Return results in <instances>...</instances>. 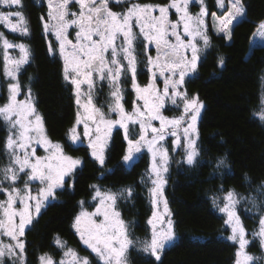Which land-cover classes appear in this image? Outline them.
<instances>
[{
  "label": "snow or ice",
  "instance_id": "6c2138e0",
  "mask_svg": "<svg viewBox=\"0 0 264 264\" xmlns=\"http://www.w3.org/2000/svg\"><path fill=\"white\" fill-rule=\"evenodd\" d=\"M113 3L122 6V11H113ZM196 3L199 11L192 12ZM216 4L222 12L211 14V27L216 35L230 40L233 22L245 15L243 0H216ZM24 7V0H0V25L21 38L31 35ZM46 8L42 30L54 38L47 41L48 52L62 61V76L73 87L77 106L68 140L80 145L86 140L91 157L101 167L114 130L123 134L125 164L145 151L150 154L146 182L152 185L149 195L154 210L147 221L150 235L134 239L118 210V201L130 197L131 189L113 192L91 185L92 210H87L84 200L79 201L80 211L72 224L89 254L81 255L57 236L54 244L60 249V258L43 253L38 264H127L130 248L159 261L160 252L176 237L163 191L171 159L168 138H172L173 151L183 150L188 165L196 164L200 157L197 122L204 104L197 95L189 96L183 86L185 78L197 70L201 52L210 46L205 0H47ZM255 35L264 37V21ZM10 50L18 52L13 55ZM31 57L30 45L22 39L9 40L0 32V75L5 78L0 90L6 93L0 104V122L7 131L0 148L5 158L0 164V264H28L26 230L82 163L68 155L64 145L50 139L31 86L21 81ZM223 62L221 57L220 64ZM141 64L148 75L144 85L138 81L143 74ZM129 85L134 93L130 109L126 107ZM104 86L107 97L98 105L97 95ZM172 110L178 114L165 115ZM256 114L264 121V106ZM81 125L82 134L78 131ZM220 166H226L224 158L218 159ZM220 192L213 205L226 217L227 239L238 245L233 264H255L261 258L248 253L251 241L238 214L243 198L235 190L221 188ZM158 203L163 204L162 212L157 210ZM251 209L258 213L252 237L264 249V185L259 198L251 200Z\"/></svg>",
  "mask_w": 264,
  "mask_h": 264
},
{
  "label": "trees",
  "instance_id": "16d2710c",
  "mask_svg": "<svg viewBox=\"0 0 264 264\" xmlns=\"http://www.w3.org/2000/svg\"><path fill=\"white\" fill-rule=\"evenodd\" d=\"M145 2L165 3L166 0ZM205 4L210 14H221L216 0H205ZM243 5L245 17L233 25L230 40L215 34L208 17L210 46L202 54L196 72L186 80L187 90L199 97L204 108L198 124V162L188 165L184 153L177 150L171 155L166 176L165 196L176 239L162 250L159 261L138 248H130L127 253L130 264H233L238 245L227 239L230 228L224 223L226 217L213 205V198L222 194L221 188L235 190L243 198L240 213L250 237L257 227L258 213L251 209V200L259 198L264 185V121L256 114L264 106L261 104L264 44L252 46V39L258 23L264 20V0H243ZM24 6L31 27L30 37L21 38L3 29L0 32L4 31L12 41L22 39L30 45L32 57L21 81L30 84L48 135L82 161L68 185L57 190L55 199L26 230L28 264H38L37 258L43 253L59 259L60 249L54 244L57 236L81 255L89 254L90 250L80 242L72 224L80 211L79 201L84 200L85 207L92 208L91 185L113 192L131 189L130 197L118 201V209L132 237L146 239L150 233L147 221L152 214L149 182H146L149 154L145 151L125 164L122 156L126 144L122 132L115 130L103 167L91 157L86 144H71L68 130L74 123L77 106L73 87L63 79L62 61L48 52L49 39L43 33L41 22V16L46 17V2L24 0ZM191 10L198 11L199 4ZM140 78L145 80V75L141 74ZM128 87L126 105L130 106L134 94ZM5 98V92H0V104ZM6 135L0 122V148ZM220 158L225 159L226 166L217 167ZM4 161L0 155V164ZM248 250L261 258L255 264H264V249L259 240L252 238Z\"/></svg>",
  "mask_w": 264,
  "mask_h": 264
},
{
  "label": "rangeland",
  "instance_id": "374dc122",
  "mask_svg": "<svg viewBox=\"0 0 264 264\" xmlns=\"http://www.w3.org/2000/svg\"><path fill=\"white\" fill-rule=\"evenodd\" d=\"M45 2H47V0H45ZM199 4V3H198ZM117 7L119 8V10L118 11H122V7L121 6H118L117 5ZM192 11V10H191ZM199 11V10H198ZM198 11H196V12H198ZM193 12V11H192ZM208 13H209V11H208ZM212 14V13H211ZM211 14L209 13V16L208 17H210V19H211ZM217 14V13H216ZM218 15V14H217ZM219 16V15H218ZM245 17V15L243 16V17H240V18H238L236 21H234L233 22V25L236 23V22H238L239 20H241L242 18H244ZM45 19H46V17H45ZM208 19V18H207ZM264 21V20H263ZM212 22V21H211ZM262 22V21H261ZM260 23H258V25H259ZM258 25H257V27H258ZM0 29H3L4 31L6 30V31H8L6 28H4V26L3 25H0ZM256 30H257V28H256ZM256 30H255V32H254V35H253V39H252V46H255V45H257V44H264V37H260V36H258V35H255V33H256ZM4 31H2V32H4ZM5 34V33H4ZM17 35H19L18 33H16ZM6 36V35H5ZM6 38H8L9 39V37H7L6 36ZM48 39L50 40V39H52V40H54V38L53 37H51L50 35L48 36ZM10 40V39H9ZM10 51H12V54L13 55H15V54H17V52H18V50H10ZM204 51H205V49L201 52V54H200V59H201V56H202V54L204 53ZM152 54L153 55H155V53H154V51L152 52ZM140 57H143V56H140ZM144 58V57H143ZM200 61V60H199ZM199 63V62H198ZM140 70L142 71V73H143V76L145 75V80H142L141 78H140V75L141 74H139L138 75V81H139V83L141 84V85H144V84H146L147 82H148V75H147V73H146V70H144L143 68H141L140 67ZM0 72H2V61H0ZM196 72V71H195ZM194 72V73H195ZM194 73H191L189 76H187L186 78H185V84H184V90H186L187 91V93L189 94V96H193V95H196V94H191L188 90H187V87H186V80L190 77V76H192ZM4 82H5V78L3 77V75H0V85H3L4 84ZM161 87H162V85H161ZM0 92H2V90H0ZM107 92H108V89H107V87L106 86H104L103 88H102V90H100L99 91V93H98V95H97V99H96V102H97V104L99 105L100 104V102H99V99L101 98L102 100V102L104 103L105 102V100H106V97H107ZM134 94V93H133ZM5 95H6V93H5ZM33 96V95H32ZM21 98H23V97H21ZM33 99H34V96H33ZM134 99V96H133V98H132V100ZM200 100V99H199ZM201 101V100H200ZM132 102V101H131ZM202 102V101H201ZM102 103V104H103ZM126 107H128L129 109H130V107H131V104H130V106H127L126 105ZM169 107H171V106H169ZM38 110V109H37ZM202 111H203V109L201 110V114H200V117H199V119H198V122H197V128H198V124H199V120H200V118H201V115H202ZM39 112V111H38ZM40 113V112H39ZM76 113H77V109H76ZM41 114V113H40ZM178 114V111H176V110H172V111H165V115H167V116H173V115H177ZM43 117V116H42ZM76 118V117H75ZM75 121V120H74ZM74 124V123H73ZM73 126V125H72ZM78 131L82 134V132H83V127H82V125L78 128ZM50 137V136H49ZM50 139L53 141V142H57V141H55V140H53L51 137H50ZM171 141H172V138L171 137H169L168 138V141H167V143H166V146L169 148V151H170V156L172 155V153L173 152H175V151H177V150H180V151H182L183 152V150L182 149H175L174 151L172 150V144H171ZM84 144H86L87 145V141L85 140L84 141ZM66 152V151H65ZM68 155H71V154H69L68 152H66ZM40 154H43L42 152L40 153ZM71 156H73L74 158H78V157H76V156H74V155H71ZM149 156H150V154H149ZM5 162V161H4ZM131 163V162H130ZM169 163H170V161H169ZM78 167V166H77ZM169 167V166H168ZM146 175H147V179H148V172L146 173ZM166 176H167V173L165 174ZM167 180V179H166ZM152 185L150 184V182H149V188L151 187ZM165 186H166V184H165ZM165 186H164V197L166 198V196H165ZM150 196V195H149ZM0 198H3V197H0ZM167 200V199H166ZM150 202H151V197H150ZM241 202H242V199H241ZM241 202H240V204H241ZM49 203V202H48ZM167 203H168V201H167ZM240 204L238 205V214L240 215V218H241V221H242V223H243V225L245 226V224H244V221H243V218H242V215H241V213H240ZM152 205V204H151ZM87 208V207H86ZM168 209H169V211H170V207H169V204H168ZM87 210H89V211H91L92 210V208H87ZM119 210V209H118ZM153 206H152V212H153ZM157 210L158 211H160V212H162L163 211V204L162 203H158V205H157ZM170 213H171V211H170ZM152 215V214H151ZM151 217V216H150ZM123 218V217H122ZM171 219H172V215H171ZM173 220V219H172ZM126 222V221H125ZM127 223V222H126ZM149 228H150V226H149ZM245 228H246V226H245ZM174 230H175V227H174ZM247 230V229H246ZM129 231H130V229H129ZM131 233V232H130ZM247 238L251 241V239L253 238V237H250V234H249V231L247 230ZM149 235H150V233H149ZM6 239V238H5ZM175 239H176V237H175ZM258 240V239H257ZM171 243H169V244H167L165 247H167L168 245H170ZM249 246H248V248H247V251H248V253L249 254H251L250 252H249ZM162 252V251H161ZM160 252V253H161ZM252 255V254H251ZM127 264H130V262H129V260H128V256H127Z\"/></svg>",
  "mask_w": 264,
  "mask_h": 264
},
{
  "label": "flooded vegetation",
  "instance_id": "af4514ba",
  "mask_svg": "<svg viewBox=\"0 0 264 264\" xmlns=\"http://www.w3.org/2000/svg\"><path fill=\"white\" fill-rule=\"evenodd\" d=\"M111 7H112V10H113V11H118V10H119V8L117 7V5H116L115 3H113V4L111 5Z\"/></svg>",
  "mask_w": 264,
  "mask_h": 264
}]
</instances>
